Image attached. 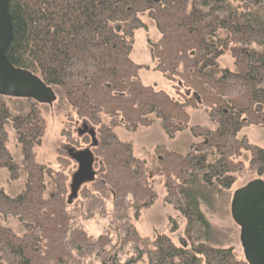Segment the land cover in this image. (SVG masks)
<instances>
[{"label":"trees","instance_id":"obj_1","mask_svg":"<svg viewBox=\"0 0 264 264\" xmlns=\"http://www.w3.org/2000/svg\"><path fill=\"white\" fill-rule=\"evenodd\" d=\"M8 11L7 59L53 90L66 121L89 128V138L77 133L84 148L69 147L90 150L98 171L79 213L62 172L36 160L45 134L39 105L0 96V178L13 188L0 187V264H246L201 208L225 213L239 178L264 180V149L240 135L264 127V0H8ZM143 18L158 36L148 41L152 70L177 98L141 84L148 67L132 53L135 33L148 28ZM227 53L231 67L220 63ZM190 108L205 110L213 127L189 124ZM155 124L169 139L192 137L184 152L155 148L164 203L184 220V246L135 227L156 195L145 162L115 132ZM87 216L110 223L94 238L80 223Z\"/></svg>","mask_w":264,"mask_h":264},{"label":"rangeland","instance_id":"obj_2","mask_svg":"<svg viewBox=\"0 0 264 264\" xmlns=\"http://www.w3.org/2000/svg\"><path fill=\"white\" fill-rule=\"evenodd\" d=\"M143 21L148 28L147 30H139L135 33L132 53V60L136 64L148 67V70L142 69L139 72L141 84L144 86L154 85L156 88L165 91L170 96L177 98L172 84L164 80L160 74L152 70L154 62L151 57L148 41H155L158 36L149 21L146 18H143ZM220 37L225 42V45L228 46L226 34H221ZM220 63L221 66L231 67V60L228 53L221 58ZM54 103L52 106L37 103L44 119L45 134L40 145L35 148V156L39 164L48 166L56 171H61L62 175L65 177L66 184L69 185L72 175L77 171V165L76 162L72 160L68 148H70L69 146L84 148L81 140L83 136L79 137L77 133L88 137L89 128L84 126L82 121H66L62 113L56 110ZM188 116L189 124L191 125H199L209 128L213 127V124L208 120L205 110L203 109L194 110L190 108L188 109ZM115 133L119 139L131 143L134 155L145 162L149 188H151L156 195L153 204L143 210L138 221L135 223L139 235L142 237L154 238L157 234H163L167 236L174 245L184 246L186 243L183 233L184 220L177 216L172 207L164 203L165 190L162 183L163 177L161 174V168L158 165V157L155 148L160 145L165 150H178L184 152L192 141V137L186 131L178 133L174 139H169L163 133L158 124H155L148 129H140L136 132H126L123 129H118ZM63 134H68V136L76 142V145H71V143L67 141V138L62 136ZM240 135L245 136L249 143L264 149V127L244 128ZM7 148L18 162V150L12 139L9 140ZM72 152L73 151L70 153ZM95 163L98 164L97 161H94V164ZM94 167L93 171L96 173L98 169L97 166ZM5 177L6 176L4 175L1 176L0 187L5 191L13 189L6 185ZM252 177L253 176H246L239 178L232 188L231 197L235 190L244 186L247 182L251 181V179L253 180ZM46 185L47 188L45 194L51 195L54 191V183L47 181ZM84 188H90V183L82 185L78 190V196L76 195L72 199V201H74L73 207L77 209L79 213L82 208L80 194ZM76 197L78 198L76 199ZM108 209L110 210L109 207ZM201 210L213 227L221 231L223 230L226 233L230 240L229 246L233 248L236 257L238 259H244L239 242V228L230 216V202L225 213H218L216 215L208 213L205 208H201ZM86 218L87 219L80 222L81 226L89 236L94 238L99 236L110 223L109 218L101 219L98 217L91 218L89 216ZM171 220L175 222V226Z\"/></svg>","mask_w":264,"mask_h":264},{"label":"water","instance_id":"obj_3","mask_svg":"<svg viewBox=\"0 0 264 264\" xmlns=\"http://www.w3.org/2000/svg\"><path fill=\"white\" fill-rule=\"evenodd\" d=\"M12 39L8 0H0V96L52 106L56 101L53 90L36 75L14 67L7 59L6 52ZM72 157L77 163V171L69 184L68 204L77 195L80 186L93 182L96 175L90 150H83ZM230 216L239 227V242L246 264H264V180L253 179L233 192Z\"/></svg>","mask_w":264,"mask_h":264},{"label":"flooded vegetation","instance_id":"obj_4","mask_svg":"<svg viewBox=\"0 0 264 264\" xmlns=\"http://www.w3.org/2000/svg\"><path fill=\"white\" fill-rule=\"evenodd\" d=\"M91 134V132H88V136ZM81 135H83V134H81ZM71 151H73L72 153H70ZM81 151H83V150H79V151H74L73 150V148H68V152H69V154H70V156H71V158H72V160H73V155H76V153H79V152H81ZM73 161H75V160H73ZM76 165H77V163H76Z\"/></svg>","mask_w":264,"mask_h":264},{"label":"bare ground","instance_id":"obj_5","mask_svg":"<svg viewBox=\"0 0 264 264\" xmlns=\"http://www.w3.org/2000/svg\"><path fill=\"white\" fill-rule=\"evenodd\" d=\"M32 101H33V100H32ZM35 103H36V102H35ZM93 164H94V163H93ZM95 174H96V173H95ZM85 184H86V183H85ZM83 185H84V184H83ZM81 186H82V185H81ZM81 186H80V187H81ZM231 199H232V197H231ZM230 202H231V201H230ZM236 226H237V225H236ZM237 227H238V226H237ZM238 228H239V227H238Z\"/></svg>","mask_w":264,"mask_h":264}]
</instances>
